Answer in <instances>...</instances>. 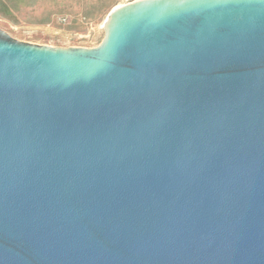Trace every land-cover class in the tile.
I'll list each match as a JSON object with an SVG mask.
<instances>
[{
    "label": "water",
    "instance_id": "water-1",
    "mask_svg": "<svg viewBox=\"0 0 264 264\" xmlns=\"http://www.w3.org/2000/svg\"><path fill=\"white\" fill-rule=\"evenodd\" d=\"M103 28L0 27V264H264V0H134Z\"/></svg>",
    "mask_w": 264,
    "mask_h": 264
},
{
    "label": "rangeland",
    "instance_id": "rangeland-1",
    "mask_svg": "<svg viewBox=\"0 0 264 264\" xmlns=\"http://www.w3.org/2000/svg\"><path fill=\"white\" fill-rule=\"evenodd\" d=\"M118 1V5H121L134 0ZM8 2L9 6L14 8H18L20 3L15 0ZM26 3L32 5L31 1L23 2V5ZM113 5L101 0L97 3L59 2L57 10L49 12L47 6L44 7V11L51 15L49 19H46L47 14L42 13L46 15L44 19L33 20L35 14L27 15L21 12L20 8L17 11L12 10L7 3L0 1V13L5 17L0 19V27L11 37L22 42L65 48H94L99 46L105 37L103 25ZM63 18L65 20H62Z\"/></svg>",
    "mask_w": 264,
    "mask_h": 264
},
{
    "label": "crops",
    "instance_id": "crops-1",
    "mask_svg": "<svg viewBox=\"0 0 264 264\" xmlns=\"http://www.w3.org/2000/svg\"><path fill=\"white\" fill-rule=\"evenodd\" d=\"M0 1L7 3L8 7H10L12 10L14 9L17 11V9L20 8L21 12H23L27 15L28 14H35V16H33V20H39V19H44L46 17V15H42V13L47 14V12L44 11L45 10L44 7H46V6H47V9H49V12H51V11L57 10V6H58L59 2L66 3V2L83 1L86 3H97L100 0H15L17 2H20L18 5V8L17 7L14 8L12 6H9V2H8L9 0H0ZM29 1L32 2L31 6H29L28 3L23 5V2H29ZM101 1L109 2L112 5L115 3L110 10H113L115 7L119 6L118 5L119 3H117V2H119L118 0H116V2H115V0H101ZM47 15H48V18H46V19H49V17L51 15L50 14H47ZM4 18L5 17L3 16V13L1 12L0 13V19H4ZM31 24H34V23H31Z\"/></svg>",
    "mask_w": 264,
    "mask_h": 264
},
{
    "label": "built area",
    "instance_id": "built-area-1",
    "mask_svg": "<svg viewBox=\"0 0 264 264\" xmlns=\"http://www.w3.org/2000/svg\"><path fill=\"white\" fill-rule=\"evenodd\" d=\"M62 20H65V18H63Z\"/></svg>",
    "mask_w": 264,
    "mask_h": 264
}]
</instances>
